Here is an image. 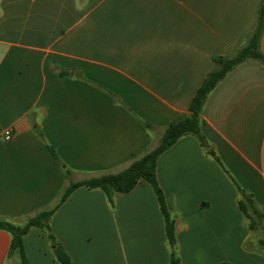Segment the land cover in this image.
<instances>
[{
    "label": "crops",
    "instance_id": "1",
    "mask_svg": "<svg viewBox=\"0 0 264 264\" xmlns=\"http://www.w3.org/2000/svg\"><path fill=\"white\" fill-rule=\"evenodd\" d=\"M261 1L0 0V218L24 224L71 182L158 146L213 59L247 42ZM200 116L207 146L187 134L157 158L173 247L147 181L113 200L79 187L50 219L72 264H170L173 249L180 264H264V222L251 230L239 206L241 188L264 212V63L228 72ZM10 242L0 229V264L19 257ZM24 247L29 264H61L45 229Z\"/></svg>",
    "mask_w": 264,
    "mask_h": 264
},
{
    "label": "trees",
    "instance_id": "2",
    "mask_svg": "<svg viewBox=\"0 0 264 264\" xmlns=\"http://www.w3.org/2000/svg\"><path fill=\"white\" fill-rule=\"evenodd\" d=\"M264 35V0L261 1L258 10L254 29L248 37L247 42L232 56H217L213 59V68L206 75L203 83L198 88L190 103V115L185 118L171 122L165 128L161 142L155 148L149 150L141 157L135 159L129 167L119 172L102 173L97 176L71 182L62 192L56 204L50 208L37 211L28 216L24 224H17L11 220L0 218V229L11 234V242L8 256L18 254L20 264H29L24 247V236L33 227H39L48 231L49 238L54 248V253L61 264H72L71 257L64 246L56 240L50 226V219L56 209L70 194L79 187L88 189H101L110 200H113L115 192H130L142 180L147 181L156 194L160 211L164 218L166 234L169 243L173 247L176 241V225L166 201L163 189L160 187L156 165L158 156L173 145L179 138L187 134L196 135L203 146H207V140L201 131V112L209 93L217 84L236 66L248 60H257L264 63V53L261 50V42ZM48 148L57 156L55 149L48 145ZM241 198L239 206L242 212L249 219L251 230L263 227L264 212L256 205L252 194L239 188ZM263 243V241H262ZM170 264H180V259L173 249L170 256Z\"/></svg>",
    "mask_w": 264,
    "mask_h": 264
},
{
    "label": "built area",
    "instance_id": "3",
    "mask_svg": "<svg viewBox=\"0 0 264 264\" xmlns=\"http://www.w3.org/2000/svg\"><path fill=\"white\" fill-rule=\"evenodd\" d=\"M4 138L5 139H10L12 136H13V132H12V130L9 128V129H6L5 131H4Z\"/></svg>",
    "mask_w": 264,
    "mask_h": 264
},
{
    "label": "rangeland",
    "instance_id": "4",
    "mask_svg": "<svg viewBox=\"0 0 264 264\" xmlns=\"http://www.w3.org/2000/svg\"><path fill=\"white\" fill-rule=\"evenodd\" d=\"M10 262H12L13 264H19L20 259L18 256H16V257H13Z\"/></svg>",
    "mask_w": 264,
    "mask_h": 264
}]
</instances>
